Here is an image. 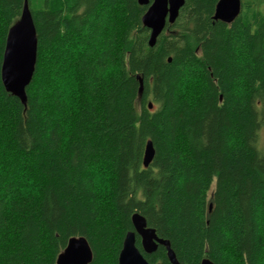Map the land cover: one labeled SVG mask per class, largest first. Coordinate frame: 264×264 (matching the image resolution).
I'll return each instance as SVG.
<instances>
[{
	"label": "trees",
	"instance_id": "1",
	"mask_svg": "<svg viewBox=\"0 0 264 264\" xmlns=\"http://www.w3.org/2000/svg\"><path fill=\"white\" fill-rule=\"evenodd\" d=\"M23 2L0 0V67ZM27 2L26 104L0 79V264H55L80 236L117 264L135 211L180 264H264V0L231 23L185 0L151 47L137 0Z\"/></svg>",
	"mask_w": 264,
	"mask_h": 264
},
{
	"label": "water",
	"instance_id": "2",
	"mask_svg": "<svg viewBox=\"0 0 264 264\" xmlns=\"http://www.w3.org/2000/svg\"><path fill=\"white\" fill-rule=\"evenodd\" d=\"M185 0H137L139 5L147 6L141 17L144 27L149 30L147 44L153 46L166 23H173ZM241 0H217L213 19L231 23L240 13ZM36 29L27 0H24L20 17L8 29L2 54L0 79L4 89L26 104V87L30 83L36 63ZM170 60V59H168ZM138 78V97L143 91L142 79ZM148 107L152 105L149 103ZM155 151L148 140L145 144L142 165L147 167ZM132 230L125 233L117 264H150L143 253L150 254L158 245L165 248L170 264H180L167 239L157 236L155 230L147 226L146 219L139 212L131 215ZM136 236L140 239L141 250L136 245ZM93 253L86 238L71 237L65 248L58 254L55 264H89ZM200 264H214L208 258Z\"/></svg>",
	"mask_w": 264,
	"mask_h": 264
},
{
	"label": "bare ground",
	"instance_id": "3",
	"mask_svg": "<svg viewBox=\"0 0 264 264\" xmlns=\"http://www.w3.org/2000/svg\"><path fill=\"white\" fill-rule=\"evenodd\" d=\"M245 17V16H244Z\"/></svg>",
	"mask_w": 264,
	"mask_h": 264
}]
</instances>
